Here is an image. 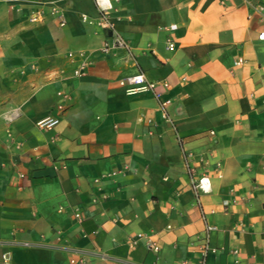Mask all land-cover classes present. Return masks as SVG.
Listing matches in <instances>:
<instances>
[{
	"label": "crops",
	"instance_id": "crops-1",
	"mask_svg": "<svg viewBox=\"0 0 264 264\" xmlns=\"http://www.w3.org/2000/svg\"><path fill=\"white\" fill-rule=\"evenodd\" d=\"M113 4L0 0V264H264V0Z\"/></svg>",
	"mask_w": 264,
	"mask_h": 264
},
{
	"label": "built area",
	"instance_id": "built-area-1",
	"mask_svg": "<svg viewBox=\"0 0 264 264\" xmlns=\"http://www.w3.org/2000/svg\"><path fill=\"white\" fill-rule=\"evenodd\" d=\"M95 3V6L100 14V25L103 28L107 29H113V25L110 21V14L114 9L113 1L118 0H93ZM255 10L259 13H263V8L261 6H256ZM53 13L58 18L59 26L62 27L65 25V20L63 19L62 15L57 12L56 10H53ZM44 16V14L40 11L36 12L35 15L32 17V20L36 21L40 17ZM172 29V27H170ZM114 35V40L112 43H105L101 47V52H108L114 49H123V50H130L129 44L120 36V35ZM259 40L264 41V31H262L259 34ZM168 49L169 51L175 50V44L173 41L168 42ZM88 57L83 56L82 62L80 63L79 69L75 71V75H80L83 72V69L86 67L88 62ZM242 60L238 61V64L241 63ZM120 86L126 88V91L128 92H137V91H153L154 84L148 82L143 73H139L137 75L126 77L125 79H122L120 81ZM154 96L160 101L161 109L163 110L164 117L168 119L166 108L171 104L170 99L162 100L161 95L158 93H154ZM66 99L68 98L67 95L64 96ZM66 110V106L64 104H60L57 107V113L49 114L42 119L38 120L36 123V126L39 130L48 131L60 124V117L61 114ZM148 122L151 123L149 120ZM194 189L196 193H202L207 194L211 192V182L208 177H201L195 184ZM79 217V215H77ZM208 231L212 230L213 227L208 226ZM140 240H145V244L148 248V250L159 253L160 252V244L157 240L153 239L151 235L147 234H138L137 237L130 241V245H136ZM199 252L201 256L200 264H206V257L210 253H214L215 250L211 248L208 244V241L205 240L204 243H202L199 247Z\"/></svg>",
	"mask_w": 264,
	"mask_h": 264
}]
</instances>
